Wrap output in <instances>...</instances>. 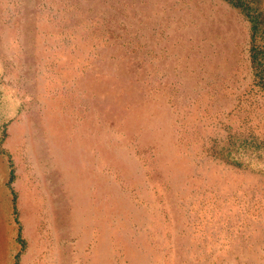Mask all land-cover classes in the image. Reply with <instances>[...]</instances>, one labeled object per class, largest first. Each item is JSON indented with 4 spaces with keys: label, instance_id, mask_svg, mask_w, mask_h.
Listing matches in <instances>:
<instances>
[{
    "label": "rangeland",
    "instance_id": "1",
    "mask_svg": "<svg viewBox=\"0 0 264 264\" xmlns=\"http://www.w3.org/2000/svg\"><path fill=\"white\" fill-rule=\"evenodd\" d=\"M15 261L264 264V0H0Z\"/></svg>",
    "mask_w": 264,
    "mask_h": 264
},
{
    "label": "bare ground",
    "instance_id": "2",
    "mask_svg": "<svg viewBox=\"0 0 264 264\" xmlns=\"http://www.w3.org/2000/svg\"><path fill=\"white\" fill-rule=\"evenodd\" d=\"M32 193L34 194V196L38 197L39 199L43 198V196L41 195V193L39 191L35 192V189L32 190Z\"/></svg>",
    "mask_w": 264,
    "mask_h": 264
},
{
    "label": "crops",
    "instance_id": "3",
    "mask_svg": "<svg viewBox=\"0 0 264 264\" xmlns=\"http://www.w3.org/2000/svg\"><path fill=\"white\" fill-rule=\"evenodd\" d=\"M16 252L14 251V254H15ZM26 260H27V256H24V258H23V261H24V263H26ZM15 264H16V261H15Z\"/></svg>",
    "mask_w": 264,
    "mask_h": 264
},
{
    "label": "trees",
    "instance_id": "4",
    "mask_svg": "<svg viewBox=\"0 0 264 264\" xmlns=\"http://www.w3.org/2000/svg\"><path fill=\"white\" fill-rule=\"evenodd\" d=\"M257 25H258V23L256 22L254 25V29H257Z\"/></svg>",
    "mask_w": 264,
    "mask_h": 264
}]
</instances>
